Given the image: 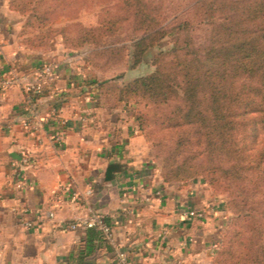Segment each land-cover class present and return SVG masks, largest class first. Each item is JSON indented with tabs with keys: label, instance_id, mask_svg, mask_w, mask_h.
Listing matches in <instances>:
<instances>
[{
	"label": "crops",
	"instance_id": "crops-1",
	"mask_svg": "<svg viewBox=\"0 0 264 264\" xmlns=\"http://www.w3.org/2000/svg\"><path fill=\"white\" fill-rule=\"evenodd\" d=\"M19 15L9 0H0V73L13 67L32 76L55 62L58 76L32 102L19 84L0 96V264H118L120 250L130 264H213L228 217L223 204H215L201 181L173 187L142 161L135 150L141 136L128 105L102 104L96 78L80 58L24 45ZM55 105L65 124L50 117ZM24 117L42 121L38 133L24 128ZM59 128L64 141L52 139ZM25 151L34 158L20 173L12 161ZM111 162L120 168L108 178ZM22 175L28 182L19 185ZM90 185L91 206L82 205L73 193ZM200 207L211 215L186 213ZM91 209L112 226L110 248L94 238V230L68 227Z\"/></svg>",
	"mask_w": 264,
	"mask_h": 264
},
{
	"label": "trees",
	"instance_id": "trees-1",
	"mask_svg": "<svg viewBox=\"0 0 264 264\" xmlns=\"http://www.w3.org/2000/svg\"><path fill=\"white\" fill-rule=\"evenodd\" d=\"M9 6L20 9L14 0ZM118 10L104 19L105 26L86 29L76 44L95 41L132 17L138 31L133 66L164 37L172 45L155 57L152 72L116 89L95 79L101 103L115 106L140 97L152 105L153 122L188 126L178 144L193 151L201 147L210 182L231 195L234 216L221 231L213 264H264V0H196L170 24L159 0H122ZM201 23L208 33L198 43L193 31ZM119 168L111 162L107 177ZM88 228L110 248L101 229Z\"/></svg>",
	"mask_w": 264,
	"mask_h": 264
},
{
	"label": "rangeland",
	"instance_id": "rangeland-1",
	"mask_svg": "<svg viewBox=\"0 0 264 264\" xmlns=\"http://www.w3.org/2000/svg\"><path fill=\"white\" fill-rule=\"evenodd\" d=\"M159 1L164 6L165 23L170 24L176 15L182 14L196 0ZM14 3L20 8L14 10L23 19L19 31L21 40L35 44L32 49L55 51L80 58L88 74L105 81V88L110 86L116 89V86L137 76L152 72L156 67L155 57L172 45L171 37H164L160 43L148 49L142 62L133 66L131 52L138 31L134 28L132 17L120 21L114 31L99 35L95 41L76 44L79 35L86 29L103 27L104 19L118 10L122 0H14ZM118 12L123 14V9ZM199 25L193 33L196 41L201 43L207 37L208 26L204 23ZM109 100L114 102V97ZM119 103L127 104L133 112V125L141 136L135 150L141 160L156 169L163 180L173 187L184 188L199 181L206 184L215 198V204L219 201L228 212V222L234 216L229 204L231 195L210 182V175L205 169L206 154L200 151L201 147L193 151L178 144L182 140L181 136L188 133L189 127H167L160 121L153 122L154 110L152 105L146 103V99L131 96L127 101ZM159 109L165 110L163 106ZM179 170L181 173L177 175ZM218 246L219 241L215 250Z\"/></svg>",
	"mask_w": 264,
	"mask_h": 264
},
{
	"label": "built area",
	"instance_id": "built-area-1",
	"mask_svg": "<svg viewBox=\"0 0 264 264\" xmlns=\"http://www.w3.org/2000/svg\"><path fill=\"white\" fill-rule=\"evenodd\" d=\"M58 76L57 64L55 62L44 63L38 68L32 76L21 73L16 68H9L6 71L0 73V96L10 86L19 84L25 90L29 101H33L34 97L45 91L49 83H52ZM51 118H57L60 124H65V121L58 117V108L53 106L49 112ZM21 123L24 128L29 132L38 133L41 128L42 121L34 118L24 117L21 119ZM66 137L65 130L63 128L56 129L52 134V139L57 141H64ZM37 141L43 143L44 138L38 134ZM34 155L31 152L25 151L21 156L12 161V165L15 167L17 172H20L21 167H25L31 164ZM22 173V172H20ZM28 179L22 175L21 182L19 185L26 184ZM94 191L92 185L88 186L84 192L73 193L75 200L80 202L82 205L91 206L89 203L88 196ZM186 213L195 218H207L211 215V209L206 207L200 208H189ZM50 215L53 216L54 212L51 211ZM85 227H97L101 229L106 238L111 242H114L115 236L112 226L108 223L104 215L95 209H91L88 215L80 216L76 221L70 222L68 227L70 229H77L79 226ZM217 247V246H216ZM118 264H130L128 253L125 250H120L118 253Z\"/></svg>",
	"mask_w": 264,
	"mask_h": 264
}]
</instances>
